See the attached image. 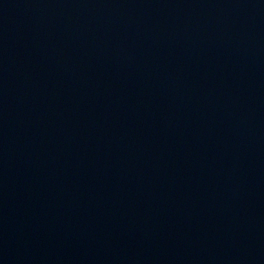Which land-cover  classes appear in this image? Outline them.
<instances>
[{
    "label": "water",
    "instance_id": "water-1",
    "mask_svg": "<svg viewBox=\"0 0 264 264\" xmlns=\"http://www.w3.org/2000/svg\"><path fill=\"white\" fill-rule=\"evenodd\" d=\"M163 0H0V264H171Z\"/></svg>",
    "mask_w": 264,
    "mask_h": 264
}]
</instances>
